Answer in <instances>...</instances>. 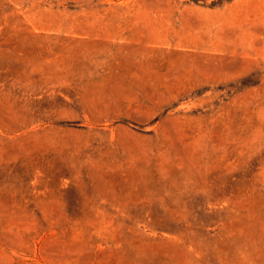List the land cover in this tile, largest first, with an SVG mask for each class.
I'll use <instances>...</instances> for the list:
<instances>
[{"label":"rangeland","instance_id":"374dc122","mask_svg":"<svg viewBox=\"0 0 264 264\" xmlns=\"http://www.w3.org/2000/svg\"><path fill=\"white\" fill-rule=\"evenodd\" d=\"M0 264H264V0H0Z\"/></svg>","mask_w":264,"mask_h":264}]
</instances>
